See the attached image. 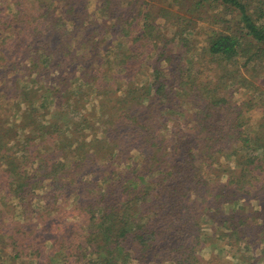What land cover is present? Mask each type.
<instances>
[{"label": "trees", "instance_id": "16d2710c", "mask_svg": "<svg viewBox=\"0 0 264 264\" xmlns=\"http://www.w3.org/2000/svg\"><path fill=\"white\" fill-rule=\"evenodd\" d=\"M225 247L262 264L264 0H0V264Z\"/></svg>", "mask_w": 264, "mask_h": 264}, {"label": "rangeland", "instance_id": "374dc122", "mask_svg": "<svg viewBox=\"0 0 264 264\" xmlns=\"http://www.w3.org/2000/svg\"><path fill=\"white\" fill-rule=\"evenodd\" d=\"M206 12L208 13L210 18L211 17H217V15L221 16L223 18L222 19L223 20L222 26L225 24H229L230 27L233 26V20L231 19L232 15L230 14L231 12L228 9L226 11L224 8L220 9V7H212L209 11H206ZM210 18H208L207 15H204L202 18L203 20L198 19L199 25L197 26V29L199 31H197V36L195 37V39L202 41V40L206 39V34L209 33L212 29H220V26H221L220 23L214 24V25H210L208 23V20ZM234 96H235V98L244 97L245 93L241 92V94L238 93V95H234ZM224 250L225 251H222V253H220V255H218V257H216V258L211 257V259H210V256H208V254H207V252H209V251L202 250V252H203L204 259L206 261H208V259L211 260V261H209L208 264H210V263L211 264H227L228 263L227 261H229V260H232L229 262L230 264H236V261L233 260L234 258L232 259V256L234 255V251H232V250L230 251L228 249V247H225ZM250 254H252V252H250L249 255ZM253 254H256L257 256L259 255V257H262L260 250L254 251ZM260 260L262 261V264H264V257H263V259L260 258ZM231 262H233V263H231Z\"/></svg>", "mask_w": 264, "mask_h": 264}]
</instances>
